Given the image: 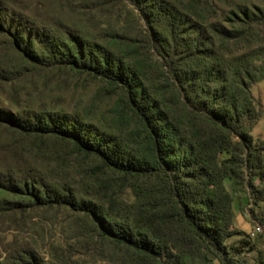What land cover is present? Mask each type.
Masks as SVG:
<instances>
[{
    "label": "trees",
    "instance_id": "trees-1",
    "mask_svg": "<svg viewBox=\"0 0 264 264\" xmlns=\"http://www.w3.org/2000/svg\"><path fill=\"white\" fill-rule=\"evenodd\" d=\"M263 80L264 0H0V264H264Z\"/></svg>",
    "mask_w": 264,
    "mask_h": 264
},
{
    "label": "rangeland",
    "instance_id": "rangeland-1",
    "mask_svg": "<svg viewBox=\"0 0 264 264\" xmlns=\"http://www.w3.org/2000/svg\"><path fill=\"white\" fill-rule=\"evenodd\" d=\"M35 1V0H31ZM93 91V90H92ZM92 91H88L87 96H83V99L87 100L92 94ZM252 93L253 95L261 102L262 105V117L258 124L254 127L252 131V136L255 139H262L264 140V80L257 83L256 85L253 86L252 88ZM76 97H80L79 95H71L69 98L70 102H73L76 100ZM229 190L231 191L230 186L228 185ZM232 196L234 197V202H233V208L235 211V226L237 229L250 233L253 228L256 226V224H259L257 221H255L252 218L251 210L247 198H243L241 201L236 197V195L231 191ZM242 203L243 209H240V205ZM8 231L7 232H0V235L2 236H8Z\"/></svg>",
    "mask_w": 264,
    "mask_h": 264
},
{
    "label": "built area",
    "instance_id": "built-area-1",
    "mask_svg": "<svg viewBox=\"0 0 264 264\" xmlns=\"http://www.w3.org/2000/svg\"><path fill=\"white\" fill-rule=\"evenodd\" d=\"M263 232V227L260 224H256L253 230L249 233L251 238H255L258 234Z\"/></svg>",
    "mask_w": 264,
    "mask_h": 264
}]
</instances>
